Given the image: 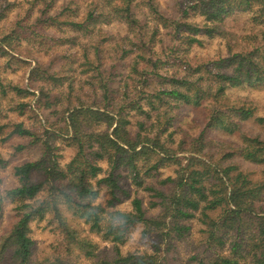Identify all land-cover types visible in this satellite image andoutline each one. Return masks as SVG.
<instances>
[{"label":"trees","instance_id":"obj_1","mask_svg":"<svg viewBox=\"0 0 264 264\" xmlns=\"http://www.w3.org/2000/svg\"><path fill=\"white\" fill-rule=\"evenodd\" d=\"M187 1L189 11L201 16L204 23L202 26L178 23L176 30L183 29L189 34L185 38L187 46H199L201 42L196 37L199 34L208 38L217 35L225 37L227 34L233 37L234 43L228 41L226 45V61H220L223 67L231 66L232 72L215 74L217 85L213 91L199 85V79L191 82L183 77L164 78L163 81L171 89H158L148 94L146 106L149 111H144L142 105L134 100L129 103V111L146 117H149L150 111L169 102L202 109L203 127L192 140L197 144L191 152L195 155L186 158L183 165L176 161L178 170L175 178H166L160 182L162 185H171L170 194L165 195L148 187L146 189L154 192V196L160 199V215L153 219L147 218L138 198L130 200L131 208L128 212L114 209L119 202L118 195L130 198L129 192L119 185L116 170H128L133 184L139 187L142 185L141 172L143 176L154 177L163 162L176 160V151L170 147L173 134L170 132L166 135V140L162 139L171 120H167L161 129L157 127L153 131L144 130V123H138L137 133L132 137L130 120L120 115L119 109H107V87L104 85L101 88L105 109L96 104L81 103L66 109L63 130L68 135L65 138L66 146L72 151L64 164L60 162L62 157L57 153L59 149L50 142L55 133L46 130L42 135H37L22 123L12 124L5 139L13 136L31 139L32 144L41 145V157L33 162L14 166L12 174L19 185L3 192L0 189V202L8 201L13 204L16 214L11 227L0 232V264H32L34 241L31 238V224L42 221H47L53 226V231L62 237L63 247L62 252L60 249L56 256L46 258L41 264H82L76 259H95V243L82 234L74 220L87 226L90 233L102 234L104 239H110L115 246V259L110 262L95 259L92 264H167L164 263L166 260L163 256L168 252V247H171L170 242L175 238L181 239L189 230L180 221L194 217L196 212L203 218L202 222L206 225L204 233L209 241L222 246L223 237L230 233L235 236L226 256L215 255L207 263L198 259L197 255H193L191 260L197 264H264V209L261 205L264 198V170L261 180L251 181L248 175L239 172L233 165L224 167L211 162V159L206 162L199 157L205 144L210 148L216 145L219 151H226L222 155L223 160L237 155L249 163L264 167V141L241 130V123L249 119L264 126V117L255 115L253 102L239 97L230 99L225 93L227 88L243 85L264 87V0ZM111 2L107 0L104 3L110 7L109 13H104L98 4H92L83 21H66L61 24L72 30H87V21L105 18L107 15H115L129 26L136 23L131 11L132 0H120V5H112ZM141 2L151 14L157 13L155 0ZM238 12L250 14L249 21L252 29H255L252 33L240 36L229 33L225 27L226 20ZM182 14L185 17L189 13L183 11ZM22 31L25 30L13 29L2 39V44L10 47V40L23 34ZM237 41L243 45H237ZM1 52L7 55L4 50ZM38 73L43 82L55 81L56 73L50 75L48 70L39 71L35 67L29 71V82L37 79ZM11 90L15 95H23L22 100L35 96L27 86H14ZM4 92L5 86L0 81V93ZM49 93L47 89L39 88L37 101L57 100L54 97L49 99ZM156 103L158 107L154 105ZM27 104L28 102L21 101L17 104V109L13 106L9 110H18L22 115L23 107ZM45 105L46 108L51 107L49 101ZM6 127L8 126L0 125V136ZM208 130L226 135L239 134L242 144L237 146L207 139L205 135ZM182 135L188 136L186 133ZM182 143L183 140L179 141V148ZM204 156L208 157L206 154ZM154 157L156 160L151 162L150 159ZM100 161H105L106 167H101L98 164ZM33 173H39L42 179L32 182ZM101 189L108 197L104 206L95 203ZM108 208L111 210L108 211ZM205 212L218 213L212 218ZM106 219L108 223L103 226ZM136 225L142 226L141 238L149 234L158 235L165 247L164 251L128 252L122 255L119 245L126 241V234ZM74 252L75 256H72Z\"/></svg>","mask_w":264,"mask_h":264},{"label":"rangeland","instance_id":"obj_2","mask_svg":"<svg viewBox=\"0 0 264 264\" xmlns=\"http://www.w3.org/2000/svg\"><path fill=\"white\" fill-rule=\"evenodd\" d=\"M107 0H0V81L5 86L4 94L0 93V125L8 126L0 136V189L9 190L19 185L13 176V167L25 162H33L41 157V145L32 144L31 139L13 136L5 139L14 123H22L27 129L37 135H42L49 130L55 133L50 141L61 155V164L66 163L71 151L66 146L63 128L68 106L78 104L94 105L105 109L102 102L104 85L107 87L108 110H120V115L130 120L132 137L137 133V124L144 123V130L153 131L163 127L167 120H171L167 132L172 133L171 149L176 151V160L163 162L154 177L140 174L142 185L137 187L131 180L128 170H116L119 175V185L129 192L130 198L125 199L118 195L119 202L114 209L122 212L130 211V200H141L142 208L147 218H156L160 215L162 207L160 199L154 192L147 191L152 188L168 195L171 185L160 184L166 178H175L178 165H183L186 158L195 155L193 149L197 147L192 140L203 127L202 109L191 108L186 105L168 103L155 111L149 112V117L134 111H129L130 102L134 100L142 105L144 111H149L146 106L148 94L158 89H171L163 81L164 78H185L191 82L199 79V85L209 87L213 91L216 87L214 75L217 73H231V66H224L220 61H226L228 41L234 43L230 35L214 36L208 38L203 35L196 37L201 42L198 46H187V34L183 29L176 30L178 23H195L202 26L204 19L189 11L187 0H155L156 14L142 4L141 0H132L131 11L136 23L127 25L117 16L107 15L98 17L94 21H87V30H72L62 25L66 21L81 22L85 19L87 9L92 4H98L104 13H109L110 7L104 3ZM112 5H120V0H111ZM183 11L189 14L183 16ZM44 14H43V13ZM249 13L238 12L226 20L225 27L229 33L235 35H248L255 29L249 21ZM92 19V20H93ZM264 28V27H263ZM23 29V34L12 41L10 47L2 44V39L12 30ZM31 34V35H30ZM243 45L237 41V45ZM4 50L7 55L3 54ZM10 56V57H9ZM13 57V58H11ZM14 59V60H13ZM151 62H150V61ZM153 64L155 66H153ZM37 67L38 70H48L54 75L55 81L43 82L39 76L29 82V71ZM158 75V76H157ZM18 86L28 89L35 94L34 97L23 98L15 95L11 87ZM45 88L50 93L48 100L51 107L46 108L48 101H37L38 89ZM230 99H247L253 102L256 116L264 117V87L243 85L225 90ZM28 102L23 107L24 114L18 110L11 112V107H16L20 102ZM206 103L204 102V105ZM158 107V103L154 104ZM241 130L252 137L264 141V126L258 125L253 119L241 123ZM144 132V131H143ZM182 133L188 136L183 137ZM217 142H229L237 146L242 144L239 134L226 135L216 130L206 131L205 138ZM5 139V140H4ZM183 140L179 148V141ZM21 147V149H17ZM209 148V150H207ZM212 148V149H211ZM205 144L200 158L206 162H217L221 166L233 165L243 174L248 175L251 181L262 179V165H256L243 160L240 156H232L223 160L226 151H219V147ZM182 151H181V150ZM208 151V152H207ZM206 154L208 157L204 156ZM178 159V160H177ZM155 157L150 161H155ZM106 167L105 161L98 163ZM42 179L39 173H33L32 182ZM107 195L101 189L96 204L105 205ZM262 202V201H261ZM154 205V206H152ZM264 209V198L261 203ZM14 205L8 201L0 202V232L7 231L15 222L16 214ZM108 211L111 209L108 208ZM209 217H216L217 213L205 212ZM69 218V217H68ZM199 212L194 217L180 221L187 227L188 233L181 239L170 242L168 252L160 255L167 264H197L191 260L193 255L202 259L204 263L215 255L226 256L229 253V244L234 234L223 237L224 245L219 246L214 241H209L204 233L206 225ZM167 221V220H166ZM82 234L86 235L96 245L95 259L110 262L115 259L114 244L104 239L102 234L90 233L88 227L74 220ZM103 221V226L107 224ZM118 224L117 222H113ZM106 226V225H105ZM142 226H133L126 234V241L119 245L121 254L146 251L147 253L164 251L165 247L158 235L149 234L141 238ZM31 238L34 241L32 264H41L46 258L56 256L62 252V237L53 231L47 221L31 224ZM154 244H156L154 246ZM158 245V248L156 247ZM61 247V248H60ZM167 248V247H166ZM75 256V252L72 254ZM95 259L85 260L77 258L82 264H92Z\"/></svg>","mask_w":264,"mask_h":264}]
</instances>
